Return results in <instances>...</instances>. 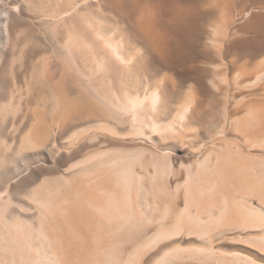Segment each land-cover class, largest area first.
<instances>
[{
	"label": "bare ground",
	"instance_id": "6f19581e",
	"mask_svg": "<svg viewBox=\"0 0 264 264\" xmlns=\"http://www.w3.org/2000/svg\"><path fill=\"white\" fill-rule=\"evenodd\" d=\"M261 50L264 0H0V264H264V98L183 150Z\"/></svg>",
	"mask_w": 264,
	"mask_h": 264
},
{
	"label": "rangeland",
	"instance_id": "374dc122",
	"mask_svg": "<svg viewBox=\"0 0 264 264\" xmlns=\"http://www.w3.org/2000/svg\"><path fill=\"white\" fill-rule=\"evenodd\" d=\"M203 33H205V32H203ZM202 32H201V36H202V38H206V33L205 34H203ZM203 34V35H202ZM264 51V50H263ZM255 52H253V54H252V56L251 55H248L247 54V56L245 55V57H247L246 59H245V57H244V55L242 56V55H240V57H238V55H233V54H231L230 56H228L229 58H228V60H229V62L230 63H228V62H226V64L228 63L229 65H226V67H228L227 69H232V68H230L231 66H233L234 64H236L235 62H232L233 61V59H235L234 61H236L237 60V62H238V65L236 64V66H235V68L234 69H232L231 70V74H233V75H231L229 72H230V70L228 71V73L230 74V76L233 78L235 75H236V73L238 72V71H241L242 70V72H243V74L241 73V72H239V73H241V75L239 74V76H243L244 77V79H243V77H242V79H241V77H238V78H236L238 75H236L235 77H234V80L236 81L235 83H234V85L233 84H231V85H228V86H226V88L228 87V88H230V89H228L231 93L232 92H237L238 94H240V96H236L235 97V95H238V94H234V93H232L233 95H234V97H235V99L232 101L230 98H232L233 99V95L231 96V94H230V92H229V94L227 93L228 92V90H227V92H226V95L229 97V98H227L226 100H225V97H226V95H225V97L223 98V96L224 95H222V93H225V91L224 92H222L223 90H219L220 92H218L217 91V93H218V95H217V98L213 101V102H209L208 101V103L206 102V106H205V109L202 111L203 113L202 114H200V116L199 115H197V117H195L196 118V120H195V118H194V124H192V125H194V126H192L191 125V127H193V129H190L189 131H195L194 130V128L197 130L196 131V133L195 132H192L191 131V133L189 132V134H188V136L189 137H187V142H186V144L184 145V146H186V147H183V150L187 153V152H191V153H188V155L185 153V155H186V160H188L189 162L190 161H193V160H195L196 159V157L198 156H196V155H194L193 154V151L194 150H196V151H200L198 154L199 155H201V156H204L205 154H206V152L208 151V148L210 147H212L213 146V144L216 146V145H222L223 143H227V144H231L232 146L234 145V146H236V145H240L242 148H247L248 146L246 145V143L244 144V147H243V143L245 142V136H244V134H240V133H242V132H238L236 129H234L233 128V126L230 124V122H232V120L235 122V120L236 119H243V118H245L246 116H248V114H246L247 113V111H246V109L245 108H247V104L248 103H252V102H256V100L257 101H260V100H263V98H264V85L262 84L261 85V83H264L263 81H261V83L260 84H258L259 82L257 81V83H256V81H255V78H254V73H252L250 70L253 68V67H256V66H258V65H256L258 62V64L260 65V63H262L261 65H264V52L262 53V50L261 51H256V54H254ZM259 53H261V54H259ZM203 54V53H202ZM201 54V55H202ZM204 54H208V53H204ZM204 54H203V56L201 57V58H199L201 55H199V57H198V59L196 58V59H194L195 61H197V63L198 62H200V59H201V63L203 64V66H209V65H211V62H212V60H216V59H214L215 57L213 56V55H210V54H208V55H206L207 57H208V59H205L206 58V56L204 57ZM250 54V53H249ZM254 55V56H253ZM235 56H237L236 58H235ZM251 56V57H250ZM255 56H256V58H255ZM209 57H210V59H211V61H210V59H209ZM231 58H232V60H231ZM238 58H239V60H238ZM241 58V59H240ZM258 58V59H257ZM243 59H244V61H243ZM261 59H262V62H261ZM194 60H193V63H195L194 62ZM204 60V61H203ZM207 60H209V62L207 61ZM228 60H226V61H228ZM247 60H249L250 62L251 61H253V62H249V61H247ZM257 60H258V62H257ZM246 61V62H245ZM254 61H256L255 63H254ZM231 62H232V64H231ZM196 63V64H197ZM240 63V64H239ZM245 65H244V64ZM247 63H249V64H247ZM253 63V64H252ZM199 64V63H198ZM201 64V65H202ZM242 64V65H241ZM251 64V65H250ZM254 64L256 65V66H254ZM244 65V68H247V69H249L248 71H246V72H244V68L242 67ZM260 65V66H261ZM246 66V67H245ZM251 66H253V67H251ZM234 67V66H233ZM238 68L240 69V70H238ZM206 72V71H205ZM235 72V73H234ZM208 73V72H207ZM244 73H245V75H244ZM235 74V75H234ZM252 74V75H251ZM206 77H209V74L208 75H206ZM236 78V79H235ZM240 78V80L241 81H237L238 79ZM248 78V80H249V82L248 81H246V79ZM255 81V82H253V80ZM242 80H243V82H242ZM250 80L252 81V83L254 84L255 83V85H252L251 84V82H250ZM263 80V79H262ZM241 83V85H238L237 83ZM187 85H185V88L184 89H182L178 94H177V98L178 97H180L181 95H185L187 92H188V88H189V82L188 83H186ZM243 84V85H242ZM246 84H249V85H246ZM254 86V87H256V85H257V88H256V90H254V91H252L253 93H254V95H249V94H252L251 92L249 93L248 91H251V90H253V89H250L249 90V88L248 87H252V86ZM258 85H260L259 87L261 88V89H259L258 88ZM232 86H235V87H232ZM238 87V90H236V88ZM248 88V91L247 90H244V89H246V88ZM186 88H187V90H186ZM233 88V89H232ZM184 90H186V91H184ZM232 90V91H231ZM233 90H235V91H233ZM245 91H247L245 94H243V95H245V97L243 96V95H241L242 93H244ZM185 92V93H184ZM222 92V93H221ZM249 93V94H248ZM210 94V95H209ZM208 94V96H211V94H212V92L211 93H209ZM247 94V95H246ZM221 95V96H220ZM242 96V97H241ZM222 98L224 99L223 101H222ZM241 98V99H240ZM243 98V99H242ZM256 100H255V99ZM258 98H261V99H258ZM237 99V100H236ZM218 100V101H217ZM237 101V102H236ZM239 101V102H238ZM217 102H218V104H217ZM209 103H211L210 105L212 106V108H210L211 106L209 105ZM223 103H225L224 105H227V103H228V106L227 107H225L224 105H223ZM231 103H232V105H231ZM234 103V104H233ZM235 103H237V104H235ZM238 104L239 105H242V106H240V108H239V111H238ZM210 106V107H209ZM216 106V107H215ZM233 106H235V108L237 109H235ZM238 106V107H237ZM207 107H209L210 109H207ZM223 107H225V110H223V112H222V109H220V108H223ZM242 107V108H241ZM227 108V109H226ZM230 108V109H229ZM232 108V109H231ZM234 108V109H233ZM244 108V109H243ZM219 109V110H218ZM224 109V108H223ZM212 110V111H211ZM230 111V113H229V111ZM231 110H232V112H231ZM234 110H235V113H234ZM206 111V112H205ZM210 111V112H209ZM228 111V112H227ZM211 113V114H210ZM223 113V114H222ZM227 113V114H226ZM200 117V119H198L199 117ZM227 116V117H226ZM203 118V119H202ZM206 118V119H205ZM223 118H224V120H223ZM227 118V119H226ZM210 120V121H209ZM227 120V121H226ZM198 121V122H197ZM213 121V122H212ZM223 121H224V123H223ZM225 121H226V123H225ZM205 122V123H204ZM206 122H208V123H206ZM193 123V122H192ZM197 123H200V124H198V125H196L195 126V124H197ZM202 123H204V124H202ZM222 123H223V125H222ZM223 126V129L221 128ZM226 126V127H225ZM190 127V128H191ZM220 127V128H219ZM258 127H262V126H258ZM264 127V126H263ZM198 128H200V129H198ZM202 128V129H201ZM224 128H226L225 130H224ZM232 128L234 129V130H232ZM218 129H219V131H218ZM221 129V130H220ZM201 130V131H200ZM223 130V131H222ZM236 130V131H235ZM216 131V132H215ZM218 131V132H217ZM220 131H222V132H220ZM215 132V133H214ZM218 134H220L219 136L220 137H218ZM225 134H226V136H225ZM197 135V136H196ZM211 137H210V136ZM214 135V136H213ZM244 136V139H243V136ZM194 137V138H193ZM195 137L198 139H195ZM216 137V138H215ZM225 137H226V140H225ZM193 138V139H192ZM212 138V139H211ZM213 138H215L218 142H219V144H218V142H216V141H214V139ZM192 139V140H191ZM195 139V140H194ZM221 139V140H220ZM194 140V141H193ZM197 140V141H196ZM244 140V141H243ZM212 141V143H210ZM224 141V142H223ZM243 141V142H242ZM216 142V143H215ZM198 144H199V146H198ZM212 144V145H211ZM193 145V146H192ZM198 146V148L200 149H196L197 147L196 146ZM192 146V147H191ZM204 146V147H203ZM209 146V147H208ZM247 146V147H246ZM190 147V148H189ZM194 147H196V148H194ZM203 147V148H202ZM251 147H249V149L247 148L246 149V152L248 151L249 153H250V155H251V157H252V155H254V157L253 158H258V156L259 157H261V158H264L263 156L264 155H261V153H262V151H261V148H259V147H253L252 149H250ZM186 149V150H185ZM191 149H194V150H192L191 151ZM259 149V150H258ZM190 150V151H189ZM257 150V151H256ZM195 151V152H196ZM253 152V153H252ZM256 152V153H255ZM258 153H260V154H258ZM203 154V155H202ZM255 158V159H256ZM256 202V201H255Z\"/></svg>",
	"mask_w": 264,
	"mask_h": 264
}]
</instances>
